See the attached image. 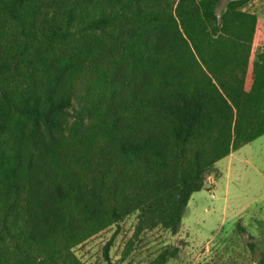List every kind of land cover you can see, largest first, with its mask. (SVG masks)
Returning a JSON list of instances; mask_svg holds the SVG:
<instances>
[{
    "label": "trees",
    "instance_id": "trees-1",
    "mask_svg": "<svg viewBox=\"0 0 264 264\" xmlns=\"http://www.w3.org/2000/svg\"><path fill=\"white\" fill-rule=\"evenodd\" d=\"M221 1L0 0V264H85L75 248L133 214L125 256L176 234L264 135V16Z\"/></svg>",
    "mask_w": 264,
    "mask_h": 264
},
{
    "label": "rangeland",
    "instance_id": "rangeland-1",
    "mask_svg": "<svg viewBox=\"0 0 264 264\" xmlns=\"http://www.w3.org/2000/svg\"><path fill=\"white\" fill-rule=\"evenodd\" d=\"M229 1H221L219 15ZM247 9L263 17L264 0H249ZM262 46L258 36L254 51ZM136 222V215L128 216L76 247V254L85 264H108L104 249L112 240L115 264H148L166 247L179 249L166 264H264V135L217 162L205 187L192 195L178 233L144 231L125 256Z\"/></svg>",
    "mask_w": 264,
    "mask_h": 264
}]
</instances>
